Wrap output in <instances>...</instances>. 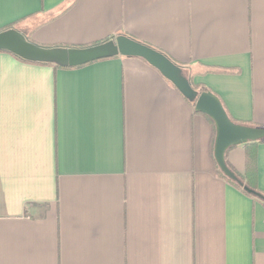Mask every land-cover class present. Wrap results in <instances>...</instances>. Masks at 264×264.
Listing matches in <instances>:
<instances>
[{"label": "crops", "instance_id": "1", "mask_svg": "<svg viewBox=\"0 0 264 264\" xmlns=\"http://www.w3.org/2000/svg\"><path fill=\"white\" fill-rule=\"evenodd\" d=\"M10 26L49 47L131 36L264 129V0H0ZM215 138L145 60L0 52V264H264V200L217 175ZM255 155L264 193V143ZM225 161L245 174L246 144Z\"/></svg>", "mask_w": 264, "mask_h": 264}, {"label": "water", "instance_id": "2", "mask_svg": "<svg viewBox=\"0 0 264 264\" xmlns=\"http://www.w3.org/2000/svg\"><path fill=\"white\" fill-rule=\"evenodd\" d=\"M0 52H8L26 62L56 65L61 68L85 66L116 57L145 60L185 99L195 102L196 112L213 120L216 127L214 157L224 174L233 180L237 177L226 164V152L231 147L264 139V129L232 122L221 102L212 93L195 90L183 67L178 66L163 53L125 35L83 48L49 47L36 44L17 29L11 28L0 32Z\"/></svg>", "mask_w": 264, "mask_h": 264}, {"label": "trees", "instance_id": "3", "mask_svg": "<svg viewBox=\"0 0 264 264\" xmlns=\"http://www.w3.org/2000/svg\"><path fill=\"white\" fill-rule=\"evenodd\" d=\"M11 28H13V26L5 28L4 30H1V32L8 30V29H11ZM128 37L132 38L131 36H128ZM132 39H134V38H132ZM134 40H136V39H134ZM138 42H140V41H138ZM143 44H145V43H143ZM145 45H147V44H145ZM51 47H54V46H51ZM61 47L83 48V47H88V46H61ZM149 47L153 48L152 46H149ZM153 49L157 50L156 48H153ZM157 51H159V50H157ZM159 52H161V51H159ZM161 53H163V52H161ZM163 54L166 55L169 59H171L167 54H165V53H163ZM14 57L16 59L22 61V62L30 63V62H26V61H24V60H22L16 56H14ZM172 61L174 63H176L178 66L183 67L182 64H180L174 60H172ZM31 64H39V63H31ZM90 64H92V63H90ZM40 65H49V64H40ZM50 66H53L55 69H64V70L79 69V68L84 67V66H80V67H75V68H61V67L56 66V65H50ZM229 72H230L229 70H220V69H208V70H206V73H229ZM202 91H206V89L202 88ZM188 102L195 109V102H190V101H188ZM203 116H205L211 122V124L215 127V124H214L212 119H210L206 115H203ZM260 143H264V139L259 141V142L246 144L247 161H246V172H245V174L242 175V174L238 173L235 169H233L231 166H229L226 163L228 168L236 175V177H237L236 180H233V179L229 178L228 176H226L224 174V172L220 169V167L218 166L217 163H216V172L220 178H222L223 180L228 182L230 185H232L236 189L242 191L248 197L254 199L255 201L263 202L264 193L259 189V186H258V175H257L256 155H255V146H257ZM232 148H234V147H231L229 150H231Z\"/></svg>", "mask_w": 264, "mask_h": 264}]
</instances>
